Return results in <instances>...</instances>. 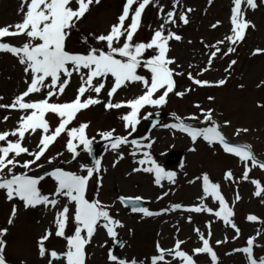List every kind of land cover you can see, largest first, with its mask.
<instances>
[{
	"label": "snow or ice",
	"instance_id": "1",
	"mask_svg": "<svg viewBox=\"0 0 264 264\" xmlns=\"http://www.w3.org/2000/svg\"><path fill=\"white\" fill-rule=\"evenodd\" d=\"M212 2L213 0H208L209 5ZM99 3L100 0H21V20L0 26V53L16 58L22 66L23 83L26 86L23 91L12 97L11 103H0V109L20 113L13 128L0 131V190L5 193L7 201L19 200L25 209L43 206L55 210L51 226L45 229L36 241L38 256L45 259L47 264H86L87 246L91 244L99 228L106 231L113 244L120 248L125 246L124 241L118 238L117 231L118 228H123L124 224L111 214L113 205L99 199L103 180L101 173L106 169L102 168L103 157L94 154L93 145L98 142L96 136L105 142V152L110 150L117 153L113 167L119 160L124 159L121 147L131 145L132 151L129 155L134 158L140 156L134 161L138 166L132 168V173L153 174L154 184L158 187H163L164 180L175 184L177 172L166 170L150 151L155 140L150 137H143L141 140L129 137L137 131V126L142 121H148L153 116L159 117V109L167 105L170 94L183 98L195 90L191 86L177 90L175 77L186 74L192 86L201 88L220 87L227 83L228 76L214 82L199 77L211 70L218 56L222 59L236 51L235 46L244 41L247 30L255 27L252 21L246 18L245 10H255L259 5H264V0H259V3L257 0H231L233 6L230 10V34L212 44L201 41L207 50L208 59L205 66L198 69L195 75L192 71L185 73L180 70L181 65L168 55L171 50L170 41L182 40V36L173 28H178L180 24H189L188 14L193 11L190 7L185 8L182 0H171V9L167 11L160 5L159 0H124L121 14L106 32L86 33L79 41L80 48L69 47L68 41L72 32L79 29L91 6ZM150 5L158 9V19L161 23L156 28L148 26L152 32L150 39L137 40L135 37L142 27V14ZM220 24V21H216L211 28L215 29ZM19 37L24 38L23 43H11L12 39ZM258 54H264V49L256 48L252 52L253 56ZM236 63L235 59L231 60L224 69L225 73L230 75V70ZM188 68L196 69L197 66L189 64ZM73 76L78 78L75 96L68 101H61ZM133 84L141 86L140 94L114 102L118 90L127 89ZM261 85H264V81H261ZM239 87L243 88V85ZM102 91L106 93L107 102L100 98ZM3 99L4 97L0 96V101ZM207 99L213 101L215 98L208 96ZM99 104H103L105 110L127 109L119 116L126 134H116V129L112 128L99 130L96 136H88L90 122H78L77 116L83 110ZM193 107L198 110V114L181 117L172 112L174 122L159 126L186 134L193 145L188 149L190 152L196 151L198 139H202L209 146L219 145L224 153L237 157L243 164L242 180H249V173L253 168L264 170V161L257 158L251 145L233 142L224 134L222 127H228L229 121H224L222 126L214 117V109H205L199 103ZM257 107L264 108V104L258 103ZM145 108L157 111L143 112ZM50 116L57 118L55 125ZM9 119L10 115H5L0 118V123ZM74 121L77 123L73 124ZM151 122L153 128L159 124L158 119H152ZM241 132L247 133L248 129L237 128L235 135L238 136ZM37 134L38 142L30 150L26 142ZM62 134L67 137L65 148L71 154V160L64 163L76 161L82 152L91 158L90 161L80 164L78 172L67 171L53 164L63 152H58L52 157L46 155ZM25 156L28 158L23 159ZM42 158L47 165L52 166L51 169L43 162L38 163ZM180 167H184L183 163ZM17 168L24 171L18 173L15 171ZM37 169L40 171L37 172ZM29 172L33 174L30 175ZM94 177L96 193L95 198L90 199L87 194L89 183ZM46 178L55 182L54 191L47 194L39 187ZM224 180L234 181L231 170L224 173ZM197 181L201 182L202 195L198 197L200 203L191 206L173 203L160 211H152L143 206L145 201L141 196L121 195L117 200L132 213L142 214L143 217H156L175 211L207 213L234 230L233 241L239 239L241 229L234 222L233 207L229 206L222 194L220 183L213 182L208 173H202L188 183ZM250 182L255 186L254 196L261 198L264 203V186L261 181L251 179ZM168 194L166 191L157 199H163ZM208 198L218 204L217 209L214 210L205 203ZM62 199L65 202L58 207ZM240 199L237 193L235 200ZM17 211V205L13 204L7 219L8 225L14 223ZM246 219L249 222L264 224V221L254 214L247 215ZM187 222L192 223L191 215L187 217ZM70 223L73 225L71 229ZM205 227L207 233L199 227H194L201 246L193 248L191 254L182 248L186 241L179 238L175 239L170 248L162 247L157 242L156 252L147 258V264H197L194 257L201 254L209 257L210 264H220L217 252L210 243L211 222L206 223ZM8 231L7 227L0 228V264H10L6 257L5 237ZM261 235L264 233L258 230L255 235L246 239L245 246L233 248L225 255L242 253L246 257V264H264V255L258 256L255 252L256 248H264V244L256 242L257 237ZM53 236L66 241L64 250L48 248L46 242ZM224 243H228L227 236L223 240L215 241L217 246ZM107 264H145V260L121 257L115 249L109 248Z\"/></svg>",
	"mask_w": 264,
	"mask_h": 264
},
{
	"label": "rangeland",
	"instance_id": "2",
	"mask_svg": "<svg viewBox=\"0 0 264 264\" xmlns=\"http://www.w3.org/2000/svg\"><path fill=\"white\" fill-rule=\"evenodd\" d=\"M257 2L259 3V0ZM123 3L124 0H100L99 4H93L90 12L80 23L79 29L72 32L68 41L69 47L80 48L79 41L86 33L100 34L106 32L110 25L117 21V17L122 12ZM159 3L164 6L165 11L171 9V0H159ZM182 4L185 8L193 9L188 14L190 22L187 25L180 24L178 28H173L177 34L182 36V40L170 41L171 50L168 55L170 58H175L177 64L181 65L180 70L185 71V73L192 71L195 75L198 69L205 66L208 59L207 50L201 41L212 44L230 34V10L233 5L231 0H213L211 5L208 4V0H182ZM20 6L21 0H0V26L19 22L22 18L19 11ZM245 15L255 27L247 30L244 41L235 46L236 51L234 53L222 59L218 56L214 60L211 70L199 77L202 80L214 82L228 76L227 83L220 87L201 88L192 86L186 74L175 77L177 90H183L190 86L195 90L183 98L170 94L167 105L159 109L161 113L167 116L159 119L157 127H152V120L142 121L137 126V131L129 137V139L137 140L150 137L155 140L150 151L156 161L166 170L177 172L175 184H170L164 180L162 181L163 187H158L154 184L153 174L132 173V168L138 166L134 161L140 156L134 158L129 155L132 151L131 145L121 147L120 151L124 153V159L119 160L115 167L112 166L117 159V153L110 150L105 152V142L100 141L96 133L99 130L115 128L116 134H126L119 116L127 109L105 110L103 104H99L78 114V122H90V127L87 130L88 136H96L98 142L94 143L93 146L99 145L96 154L103 157L102 168L106 169L101 173L103 180L102 187L99 189V199L106 204L113 205L111 214L124 224V227L118 228L117 231L119 233L118 238L124 241L125 246L115 249V252L121 257L145 260V264H147V258L156 252L157 242L162 247L170 248L177 238L186 241L182 248L191 254L193 248L201 246L193 230L194 227H199L201 231L207 233L205 225L211 222L212 237L210 243L217 252L220 264H246V257L242 253L232 255H225V253L231 252L233 248L245 246L246 239L255 235L258 230L264 233V224L249 222L246 219L247 215L254 214L261 221H264V203L261 202V198L254 196L255 186L250 182L251 179H258L264 186V170L259 167L253 168L249 173V180H242L243 164L237 157L224 153L219 145L209 146L202 139H198L195 145L196 151L190 152L188 149L193 145L186 134L159 126L174 122L171 117L172 112H176L181 117L193 113L198 114V110L193 105L199 103L205 109H214V117L222 126L224 121L230 122L228 127H222V131L229 140L251 145V149L257 158L264 161V108L257 107L258 103L264 104V85H261V81H264V54L252 55L256 48L264 49V5H259L255 10L246 9ZM216 21H220L221 24L215 29L211 28V25ZM141 23L142 27L135 39H150L152 32L148 26L156 28L161 23V20L158 19V9L151 5L146 8L142 14ZM23 41L24 38L19 37L12 39L11 43L19 45ZM233 59L237 63L232 67L229 75L225 73L224 69ZM189 64H195L197 68L189 69ZM23 80L22 66L19 65L16 58L10 54L0 53V96L4 97L0 103H11L12 97L25 89ZM240 85H243V88L239 87ZM257 85L261 86L258 87ZM77 87L78 78L73 76L65 94L61 97V101L74 98ZM140 89L139 84H133L127 89L122 88L115 95L114 102L132 98L140 94ZM93 95L95 94L93 93ZM208 96H213L215 99L209 101ZM100 98L107 102L104 91H102ZM148 111L155 112L157 110L151 108L143 110V112ZM5 115H10V119L0 123V131L13 128L20 113L0 109V118ZM50 119L55 125L57 118L50 116ZM77 121H74L73 124H76ZM237 128H247L248 132H241L237 136L235 135ZM60 138L62 139L57 143L55 142L46 155L52 157L58 152H63V155L58 157L53 164L67 171L78 172L80 164L90 161V158L82 152L76 161L70 164L64 163L71 160V154L65 148L66 135ZM38 139L39 134L26 142L30 150L35 147ZM174 150L184 152L183 168L180 167V164L171 167L164 165L168 153ZM27 158L26 156L23 157V159ZM41 162L51 169L52 166L47 165L43 158L38 163ZM227 170L233 172L234 181L224 180V173ZM15 171L19 173L24 170L17 168ZM36 171L39 172L40 170L37 169ZM202 173H208L213 182L220 183L222 194L229 206L233 207L234 222L241 229L239 239L233 241L234 230L207 213L196 214L175 211L156 217H143L142 214L132 213L117 200V197L121 195L126 197L141 196L152 211H160L173 203H181L185 206L199 204L198 197L202 195L201 182L189 184L188 181L195 179ZM29 174L33 173L29 172ZM39 187L43 193H51L54 191L55 182L51 178H46ZM166 191L169 194L158 200L157 197ZM95 193L96 179L94 177L89 183L87 195L91 199L95 198ZM237 193L241 197L239 201L235 200ZM64 202L62 199L61 205L58 207L62 206ZM205 203L213 207L214 210L218 208V204H214L211 198H208ZM13 204L17 205L18 211L14 223L8 225L7 219ZM54 212L55 210H49L43 206L25 209L19 200L7 201L5 193L0 190V228L7 227L9 230L5 239L7 241L6 257L10 264H21L22 261L24 264H47L45 259L38 256L36 241L45 229L51 226ZM189 215L192 217V223L187 222ZM72 227L73 225L70 223L69 229ZM177 229H179L178 232ZM225 236L228 237V243L217 246L215 241L223 240ZM256 242L264 244V235L257 237ZM65 244L66 241L55 236L46 242L49 249L58 251L64 250ZM102 244L107 246L101 247ZM112 247L113 242L107 236L106 231L99 228L91 244L87 246L86 264H107V251ZM255 252L258 256L264 255V248H256ZM195 257H197V264H210V259L206 254Z\"/></svg>",
	"mask_w": 264,
	"mask_h": 264
},
{
	"label": "water",
	"instance_id": "3",
	"mask_svg": "<svg viewBox=\"0 0 264 264\" xmlns=\"http://www.w3.org/2000/svg\"><path fill=\"white\" fill-rule=\"evenodd\" d=\"M181 160H182L181 154L179 152H174L170 154L167 160V164L179 163ZM116 247H119V246L116 245Z\"/></svg>",
	"mask_w": 264,
	"mask_h": 264
}]
</instances>
